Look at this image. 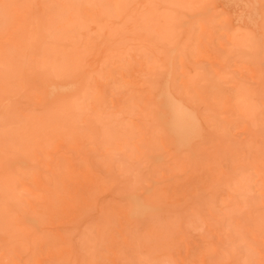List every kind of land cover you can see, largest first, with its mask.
Segmentation results:
<instances>
[{
  "label": "rangeland",
  "instance_id": "1",
  "mask_svg": "<svg viewBox=\"0 0 264 264\" xmlns=\"http://www.w3.org/2000/svg\"><path fill=\"white\" fill-rule=\"evenodd\" d=\"M223 1L0 0V264H264V0Z\"/></svg>",
  "mask_w": 264,
  "mask_h": 264
},
{
  "label": "bare ground",
  "instance_id": "2",
  "mask_svg": "<svg viewBox=\"0 0 264 264\" xmlns=\"http://www.w3.org/2000/svg\"><path fill=\"white\" fill-rule=\"evenodd\" d=\"M232 3V6H239L246 12H252L246 9L244 4L238 0H224L223 6ZM237 19V17H235ZM48 90V95L53 91L62 90L63 87ZM155 108L157 111V119L163 125L167 140L176 148L182 147L188 149L191 142L195 139L202 138L204 135V121L196 115L190 105L175 99L171 88L160 87L155 91ZM154 207L144 199L135 196H128L124 204V219L126 221L139 218L143 215L150 214ZM70 246L68 245L67 248ZM71 252V250H69Z\"/></svg>",
  "mask_w": 264,
  "mask_h": 264
}]
</instances>
